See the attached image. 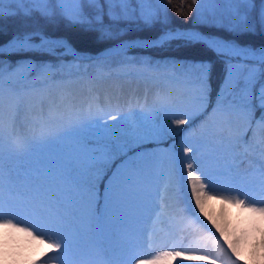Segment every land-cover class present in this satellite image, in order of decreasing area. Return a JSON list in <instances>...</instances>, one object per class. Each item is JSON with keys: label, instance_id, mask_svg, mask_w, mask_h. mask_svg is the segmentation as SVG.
Returning a JSON list of instances; mask_svg holds the SVG:
<instances>
[{"label": "rangeland", "instance_id": "rangeland-1", "mask_svg": "<svg viewBox=\"0 0 264 264\" xmlns=\"http://www.w3.org/2000/svg\"><path fill=\"white\" fill-rule=\"evenodd\" d=\"M160 1L150 0L144 5L159 11L156 30L166 27ZM177 2L174 0V4ZM178 3L182 4L177 5L183 17L238 43L240 35L205 23L213 18L226 21L234 5L224 0ZM262 6L261 0H255L254 18ZM17 7L4 5L6 12ZM104 23H111L106 15ZM146 27L139 20L113 24L114 30L123 29L124 33ZM255 30L264 39L258 19ZM1 60L0 94L6 99L0 110L3 219L11 218L21 227L32 226L37 236L44 234L46 242L41 244L25 233L0 227V264H136L137 259H150L162 252L181 255L167 257L160 264H210L212 259L217 264H264V214L217 198L239 194L246 203L264 207V131L254 127L247 132L245 142H234L231 136L243 134L246 123L239 113L226 116L213 111L217 101L209 102L204 87L206 70L201 68L208 63L131 51L90 61L63 57L45 62L25 59L12 66L5 58ZM43 63L55 67L38 79L31 65ZM228 69L227 63L226 76ZM115 76L128 83L135 80V88L142 89L150 83L154 89L150 86L152 91L148 89L146 93L139 90L136 98L127 94L131 103L119 106L108 94L94 88L100 78ZM68 83L75 84L72 92ZM48 88H52L49 95ZM28 91L34 97H47L48 104L44 108L24 105L22 99ZM231 95L239 97L238 92ZM69 98L76 103L63 105ZM59 106L62 107L58 109ZM90 107L91 118L100 124L108 125L111 115L118 116L122 134L129 137L119 138L117 130L108 125L106 129H90L86 141L38 143L42 132L55 133L74 120H88ZM177 118L188 122L180 126L182 131L173 132ZM226 120L231 121V136L227 131L220 134L221 128L228 127ZM168 133L176 140L169 141ZM181 142L193 148L187 159ZM17 143L24 147L18 150ZM111 146L124 158L102 193L96 188L90 194L91 187L82 185L86 180L84 171L91 163L105 160L106 150H114ZM188 163H193L196 174L205 180V191L211 197L203 201V212L191 195ZM37 195L45 205L39 212L33 208L32 200ZM161 205L160 221L153 224V209ZM57 215L63 217L62 223H56ZM159 224L160 231L149 233ZM53 231L61 232L70 241L67 252L59 254L48 247ZM128 236H135L132 244L126 243ZM217 240L224 253L216 247ZM229 242L236 247L238 256L232 253Z\"/></svg>", "mask_w": 264, "mask_h": 264}, {"label": "snow or ice", "instance_id": "snow-or-ice-1", "mask_svg": "<svg viewBox=\"0 0 264 264\" xmlns=\"http://www.w3.org/2000/svg\"><path fill=\"white\" fill-rule=\"evenodd\" d=\"M163 2V0H161ZM224 2L234 5L229 9L230 16L227 20H205V23L210 27L223 28L226 31L242 35L248 32L255 31V24L258 23L264 29V6L258 10V17H253L255 0H224ZM5 3L17 5L15 10L4 8ZM150 3V0H0V18L7 15H22L25 18H33L39 16L50 24L59 26L62 22L67 28H80L85 32H97L98 40H111L124 35V30H114L113 24H118L121 21L130 22L134 20L142 21L145 26L151 27L159 19V11L156 9L146 8L144 5ZM196 0H193V4ZM264 5V0H261ZM28 5V6H25ZM199 11V9H198ZM107 16L111 22L104 23V16ZM39 36V43L35 42V38ZM174 39H184L189 43L203 44L208 50L212 51L216 56L225 58L229 65L228 75L225 78L224 85L217 95V107L214 112H223L226 116L235 112L243 116L246 123V131L243 134L231 136L232 129L231 121L226 120L228 127L221 128L220 134L228 132L236 144L246 141L247 132L252 131L254 127H259L264 130V46L253 48L251 46H241L234 40H227L212 34L203 32H188L175 33L172 31L164 32L160 37L153 41H136V40H121L120 43L114 45L115 51L118 53L126 52L130 48L135 47H157L163 46L165 43ZM8 49L15 52H38L46 53L50 56L58 58L71 56L73 58H81V53L72 45L65 37L50 39L40 32H25L15 35L7 44ZM112 49H109L111 51ZM4 52V47L0 46V54ZM2 63V62H0ZM258 66V67H257ZM55 67L52 64H33L31 70L35 72L37 78L44 77L51 69ZM210 65L202 64L201 68L207 70ZM235 73V75H234ZM3 76V69L0 67V77ZM239 93V97H234L231 93ZM12 95V93H10ZM3 105V96L0 94V106ZM18 107V105H14ZM91 107L89 108L88 120H74L67 126L58 129L55 133L42 132L38 143L49 144L63 139H71L77 142L86 141L89 137L90 129H106L109 126L107 123L100 124L98 119L91 118ZM257 112L259 116L257 117ZM123 118V117H121ZM112 120H116L115 115H111ZM177 126L171 129L173 132H180L181 125L188 121L186 119H175L173 121ZM2 126V120H0ZM182 154L185 159L188 154L193 152V148L183 146ZM24 146L22 143H17V149L20 150ZM175 145H173V148ZM111 149L105 152V159H110ZM125 155L127 153L125 152ZM179 158V154H177ZM187 181L191 184V195L195 200L196 206L203 212V201L211 199L205 191L207 184L201 179V175H197V169L193 163L187 164ZM203 175V173H201ZM264 182V181H262ZM107 191V189H106ZM90 194L96 192V186L92 185L89 190ZM39 193V189H37ZM19 195V194H17ZM12 196V193H9ZM223 199L227 203L239 205L247 208L253 213L264 214V207H256L255 202L246 203L245 199H240L239 194L235 196L225 195L217 197ZM33 208L39 212L45 207L39 195L34 196ZM3 203H4V186L0 179V227L5 229H13L21 233H25L33 240H39L41 244L46 241L41 236H37L32 230V226L21 227L20 222H13L10 219H3ZM155 217L153 224L160 221L163 205L154 208ZM63 217L57 215L56 223H62ZM223 234V233H221ZM151 239V235H149ZM205 239V238H201ZM48 247L53 251L63 254L68 251L70 241L64 234L58 231L51 232L49 237ZM199 243V240L194 241ZM216 247L220 253H224V249L219 245V241H215ZM229 247L233 254L238 256L235 246L229 242ZM180 252H162L152 256L150 259H137L136 264H160V261L167 257H178ZM59 258V257H57ZM206 257H202L204 259ZM230 260V258H229ZM210 264H217L216 259H212ZM235 264V261H231Z\"/></svg>", "mask_w": 264, "mask_h": 264}, {"label": "trees", "instance_id": "trees-1", "mask_svg": "<svg viewBox=\"0 0 264 264\" xmlns=\"http://www.w3.org/2000/svg\"><path fill=\"white\" fill-rule=\"evenodd\" d=\"M180 0H178L179 2ZM188 4H192V0H183ZM258 1V0H257ZM174 4V0H163L160 1L161 7L163 8V15L165 21L171 26H182V27H196L197 25L189 17H183L181 13H178L179 6L182 4ZM186 3L184 6H187ZM178 4V5H177ZM155 24L152 27H147L144 30L134 33H125L118 38L111 40H98L97 32H85L82 29L67 28L62 22L59 26L50 24L44 19L40 18L38 15L33 18H25L22 15H6L0 18V44L8 40L11 36L15 34H23L25 32L31 31H41L50 35L65 36L76 48L80 50H90L97 51L98 49L111 45L118 39L124 37H135V36H154L157 35L159 30H156ZM217 33H222L216 31ZM264 33V32H263ZM258 31L248 32L243 35L237 36L241 43H251L253 45H264V39L258 37ZM261 35V34H260ZM143 52L150 53L155 56H172L178 59H183L187 61H208L209 70L207 73L206 80V91L212 100H216L217 95L220 90L221 83L224 78V61L216 56L212 51L208 50L203 44L200 43H185L181 41H173L171 44L163 47H154L150 49H141ZM111 159H108L102 164L103 177L107 174L109 175L113 169ZM107 177V176H106ZM100 181V182H99ZM97 181L98 185H102V181Z\"/></svg>", "mask_w": 264, "mask_h": 264}, {"label": "bare ground", "instance_id": "bare-ground-1", "mask_svg": "<svg viewBox=\"0 0 264 264\" xmlns=\"http://www.w3.org/2000/svg\"><path fill=\"white\" fill-rule=\"evenodd\" d=\"M193 32H195V31H193ZM214 36H216V35H214ZM156 38H158V37H156ZM156 38L144 39V41H153ZM137 41H143V40H137ZM7 44L2 46V47H4V51H11L10 49H8ZM106 52H105V55H107V56L112 54V52L109 50H107ZM113 54H115V53H113ZM100 79H101L100 81H96L94 83V88H98V90L102 91L105 95L108 94L110 96V99L112 101H114L119 106H128L131 103V100L129 99L127 94H133V96L136 98L137 92L139 90H142L144 93H146L145 90H148L151 86L149 83V85L145 88H143V87H142V89L141 88H135L137 86L135 83V80L133 81V83H128L126 80L121 79V78L116 77V76L114 78L112 77V78H107V79H103V78H100ZM74 85L72 83L67 84V88L70 92L73 91V89L75 87ZM151 88H152V90L154 89L152 86H151ZM152 90L149 89V91H152ZM51 91H52V88H48L46 90V94H48V95L51 94ZM70 99L71 98H69V100L65 101L63 105L68 104V103L69 104L76 103V100L70 101ZM48 101L49 100L47 99V97L39 98L38 95H37V97H34V94L30 91L25 93L24 97L22 99V103L24 105L37 106L40 108H44L48 104ZM5 102H6V99H5V96H3V104H5ZM62 106H59L58 109H60ZM0 110H1V106H0ZM260 131H264V130L260 129ZM220 222H221V220H220ZM148 229H147V231H148ZM160 230H161V225L159 224L157 226H154L149 233H153V232L160 231ZM125 239H126L127 244H132L135 240V236H128Z\"/></svg>", "mask_w": 264, "mask_h": 264}]
</instances>
